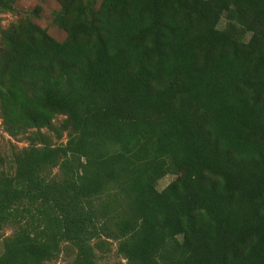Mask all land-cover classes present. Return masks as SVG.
<instances>
[{
	"label": "trees",
	"instance_id": "trees-1",
	"mask_svg": "<svg viewBox=\"0 0 264 264\" xmlns=\"http://www.w3.org/2000/svg\"><path fill=\"white\" fill-rule=\"evenodd\" d=\"M56 2L0 23V264H264V0Z\"/></svg>",
	"mask_w": 264,
	"mask_h": 264
},
{
	"label": "rangeland",
	"instance_id": "rangeland-1",
	"mask_svg": "<svg viewBox=\"0 0 264 264\" xmlns=\"http://www.w3.org/2000/svg\"><path fill=\"white\" fill-rule=\"evenodd\" d=\"M39 11V16H35V12ZM59 11V5L56 0H19L17 3V11L15 13H0V23L4 27H8L11 23L17 21L22 18L25 14H28L32 17L35 24L40 26L42 29L47 30L48 34L55 38L56 40L63 42L67 34L65 31L59 29L54 24V16L56 12ZM19 12V13H18ZM226 25L225 20L223 19L220 28H224ZM63 117H59L55 123L60 124L63 121ZM47 130H44L46 132ZM9 136L4 132L3 127L1 125L0 119V153L6 149L8 146ZM63 142L66 139L62 140ZM14 144H17L19 147H25L26 144L17 143L12 140ZM176 179L174 175H167L163 179H161L158 183V189H165L170 183H172ZM6 236H10L11 231H6ZM116 246L113 247L114 252L110 254V256L104 261L105 264H125L120 257H117L115 254ZM3 251V241H0V254ZM71 258L66 254H62L58 261L50 263V264H70Z\"/></svg>",
	"mask_w": 264,
	"mask_h": 264
}]
</instances>
